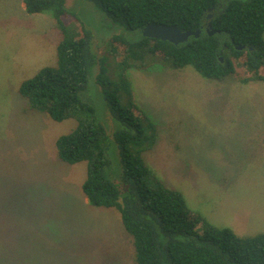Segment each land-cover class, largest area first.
Wrapping results in <instances>:
<instances>
[{
	"label": "rangeland",
	"instance_id": "374dc122",
	"mask_svg": "<svg viewBox=\"0 0 264 264\" xmlns=\"http://www.w3.org/2000/svg\"><path fill=\"white\" fill-rule=\"evenodd\" d=\"M78 1L66 0V7L98 30L93 45L103 55L119 30L93 22ZM61 39L50 11L27 14L23 0H0V264H134L119 213L91 207L81 190L86 162L68 165L57 156L56 139L77 122H54L18 93L22 82L56 65ZM116 65L105 62L110 80ZM127 74L137 106L157 130L143 153L152 173L210 224L238 236L264 233V140L257 132L264 126V81L208 80L190 66ZM100 90L88 84L79 94L111 135ZM117 151L113 139L105 142L112 180Z\"/></svg>",
	"mask_w": 264,
	"mask_h": 264
},
{
	"label": "trees",
	"instance_id": "16d2710c",
	"mask_svg": "<svg viewBox=\"0 0 264 264\" xmlns=\"http://www.w3.org/2000/svg\"><path fill=\"white\" fill-rule=\"evenodd\" d=\"M23 2L27 14L50 11L62 39L56 65L22 82L18 93L31 110L54 122H77L71 132L56 139L57 156L68 165L86 162L81 190L91 207L119 213L132 238L133 263L264 264V233L238 236L231 228L210 224L189 207L182 192L152 173L143 153L153 147L157 130L137 106L127 74L157 66L172 70L190 66L208 80L264 81V0H79L93 22L102 19L109 31L119 30L103 55L93 45L98 30L82 23L75 10L66 7V0ZM209 21L216 31L212 36L206 31ZM150 23L200 34L174 45L143 37L141 31ZM239 46L244 49L237 50ZM107 59L117 64L118 75L111 80ZM88 84L103 93L111 135L79 94ZM112 139L119 166L110 173L113 180L105 154V142Z\"/></svg>",
	"mask_w": 264,
	"mask_h": 264
},
{
	"label": "water",
	"instance_id": "95a60500",
	"mask_svg": "<svg viewBox=\"0 0 264 264\" xmlns=\"http://www.w3.org/2000/svg\"><path fill=\"white\" fill-rule=\"evenodd\" d=\"M212 11V8L209 9ZM208 19H211V15L208 16ZM207 33L209 36L215 34V30L212 29L211 21L207 23ZM200 34V31H181L175 25H159L150 23L147 24L141 31V35L145 38L156 39L160 41H167L171 44L178 45L186 42L190 37L197 38ZM237 50H243V46L236 47ZM222 61V58L220 59Z\"/></svg>",
	"mask_w": 264,
	"mask_h": 264
},
{
	"label": "crops",
	"instance_id": "0c3cea01",
	"mask_svg": "<svg viewBox=\"0 0 264 264\" xmlns=\"http://www.w3.org/2000/svg\"><path fill=\"white\" fill-rule=\"evenodd\" d=\"M262 129H259L257 132L262 133L261 135H258V138L260 140H264V126L261 127Z\"/></svg>",
	"mask_w": 264,
	"mask_h": 264
},
{
	"label": "flooded vegetation",
	"instance_id": "af4514ba",
	"mask_svg": "<svg viewBox=\"0 0 264 264\" xmlns=\"http://www.w3.org/2000/svg\"><path fill=\"white\" fill-rule=\"evenodd\" d=\"M207 20H209L208 17H207Z\"/></svg>",
	"mask_w": 264,
	"mask_h": 264
}]
</instances>
